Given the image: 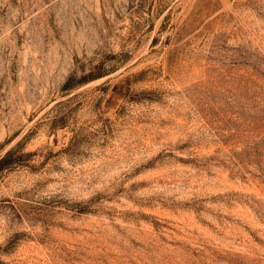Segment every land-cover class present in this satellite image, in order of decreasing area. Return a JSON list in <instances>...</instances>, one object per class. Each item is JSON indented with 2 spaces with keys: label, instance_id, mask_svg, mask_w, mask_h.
<instances>
[{
  "label": "rangeland",
  "instance_id": "1",
  "mask_svg": "<svg viewBox=\"0 0 264 264\" xmlns=\"http://www.w3.org/2000/svg\"><path fill=\"white\" fill-rule=\"evenodd\" d=\"M0 264H264V0H0Z\"/></svg>",
  "mask_w": 264,
  "mask_h": 264
},
{
  "label": "trees",
  "instance_id": "2",
  "mask_svg": "<svg viewBox=\"0 0 264 264\" xmlns=\"http://www.w3.org/2000/svg\"><path fill=\"white\" fill-rule=\"evenodd\" d=\"M11 156L12 154L8 152L2 159H0V168L8 166Z\"/></svg>",
  "mask_w": 264,
  "mask_h": 264
}]
</instances>
